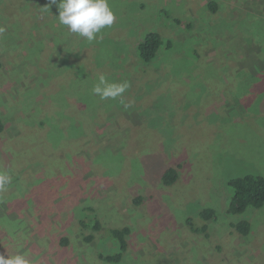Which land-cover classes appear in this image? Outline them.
<instances>
[{
	"label": "rangeland",
	"instance_id": "374dc122",
	"mask_svg": "<svg viewBox=\"0 0 264 264\" xmlns=\"http://www.w3.org/2000/svg\"><path fill=\"white\" fill-rule=\"evenodd\" d=\"M108 4L113 24L88 42L49 0H0V172L11 178L0 255L264 264V204L226 213L231 178L264 177V0ZM148 32L163 43L144 62L137 45ZM100 74L128 82L130 107L93 94ZM172 166L177 179L164 185ZM204 208L214 216L194 232ZM240 220L247 235L232 226ZM125 226L121 259L102 260L119 250L110 229Z\"/></svg>",
	"mask_w": 264,
	"mask_h": 264
},
{
	"label": "trees",
	"instance_id": "16d2710c",
	"mask_svg": "<svg viewBox=\"0 0 264 264\" xmlns=\"http://www.w3.org/2000/svg\"><path fill=\"white\" fill-rule=\"evenodd\" d=\"M59 0H57V3ZM212 2H210V5ZM162 38L160 34L156 32H148L145 34L144 38L137 45L138 56L141 61H149L154 58L159 47L162 45ZM259 53H256V55ZM243 67V66H241ZM56 74H53L55 76ZM243 77V74H242ZM79 96L82 97L80 93ZM4 130L3 119L0 117V133ZM177 167H167L162 174V183L164 185H171L177 179ZM228 186L232 190V197L230 199L229 205L226 209L227 214H242L247 207L259 208L264 204V177L258 174H244L242 176H236L228 181ZM214 216V211L211 208H204L200 212V219L204 222V227L199 229H191L194 232L203 231L206 228V222L210 221ZM191 222L190 219H188ZM100 226L99 220H97V215H94V226L93 229ZM232 226L239 231L242 235H247L250 231V225L247 220H240L232 224ZM110 232L117 239L119 244V250L111 255H101V259L107 262H117L123 256L125 252L127 241L126 236L130 233V228L122 227L112 228ZM88 239V238H87Z\"/></svg>",
	"mask_w": 264,
	"mask_h": 264
},
{
	"label": "clouds",
	"instance_id": "9594fccd",
	"mask_svg": "<svg viewBox=\"0 0 264 264\" xmlns=\"http://www.w3.org/2000/svg\"><path fill=\"white\" fill-rule=\"evenodd\" d=\"M49 4H57L58 21L61 25L67 26L68 31L86 38L88 42H92L101 29L111 26L115 20L108 0H59L58 3L57 0H49ZM46 10H49L47 6ZM128 88L127 81L110 83L103 74H100L92 92L101 100L121 98L120 103L127 109L130 107V102L125 103L122 96ZM10 180L6 172H0V192L6 190ZM0 264H30V262L20 254L7 256V258L0 255Z\"/></svg>",
	"mask_w": 264,
	"mask_h": 264
}]
</instances>
